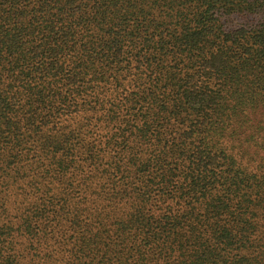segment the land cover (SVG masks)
<instances>
[{
	"label": "trees",
	"instance_id": "obj_1",
	"mask_svg": "<svg viewBox=\"0 0 264 264\" xmlns=\"http://www.w3.org/2000/svg\"><path fill=\"white\" fill-rule=\"evenodd\" d=\"M0 264H264V0H0Z\"/></svg>",
	"mask_w": 264,
	"mask_h": 264
}]
</instances>
